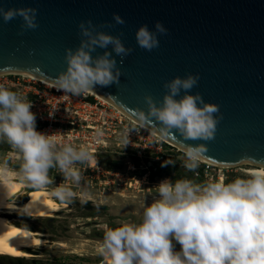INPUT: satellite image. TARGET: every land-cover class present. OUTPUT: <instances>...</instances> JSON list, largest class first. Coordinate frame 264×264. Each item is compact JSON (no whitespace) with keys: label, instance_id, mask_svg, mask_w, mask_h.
<instances>
[{"label":"clouds","instance_id":"9594fccd","mask_svg":"<svg viewBox=\"0 0 264 264\" xmlns=\"http://www.w3.org/2000/svg\"><path fill=\"white\" fill-rule=\"evenodd\" d=\"M17 17L21 20L18 35L38 28L36 8L0 7L4 23ZM113 21L125 24L115 13ZM102 27L114 25L78 22L79 44L65 49L66 67L55 77L57 90L80 96L93 92L96 86L120 83L122 72L113 53L122 65L133 49L125 47L119 35L99 30ZM154 28L150 31L142 24L134 33L137 45L145 51L158 48V36L168 34L160 21ZM97 49L104 51L94 56ZM199 79V74L188 73L165 81L162 99L154 101L145 95L147 112L137 108V119L152 118L161 133L174 129L185 140H213L222 115L217 104L205 102L198 92L190 94ZM31 107L27 97L0 85V140L20 153V171L32 186L52 183L49 170L53 168L79 186L83 179L79 165L86 164L92 155L85 146L57 144L51 135L37 131ZM128 143L125 138L124 146ZM205 152L206 144L187 145L184 167L195 170ZM155 188L156 197L145 204L139 223L126 222L105 232L97 251L110 264H264V170L229 183L223 178L205 184L188 178L164 179ZM57 195L70 199L74 194L70 187H61ZM173 241L179 244V251L174 250Z\"/></svg>","mask_w":264,"mask_h":264},{"label":"water","instance_id":"95a60500","mask_svg":"<svg viewBox=\"0 0 264 264\" xmlns=\"http://www.w3.org/2000/svg\"><path fill=\"white\" fill-rule=\"evenodd\" d=\"M0 7L36 8L38 23L18 35L19 17L0 19L1 76L26 75L56 85L66 67L65 49L79 44L78 22L113 24L99 30L119 35L133 51L122 65L113 53L120 83L96 86L93 94L177 148L206 144L200 160L215 167L264 166V0H0ZM114 13L125 24L115 25ZM156 21L168 34L158 36V48L145 51L134 33L142 24L155 31ZM188 73L200 77L190 94L219 106L222 119L211 141L185 140L174 129L161 133L154 119L136 117L137 108L147 112L145 95L160 101L163 83Z\"/></svg>","mask_w":264,"mask_h":264},{"label":"rangeland","instance_id":"374dc122","mask_svg":"<svg viewBox=\"0 0 264 264\" xmlns=\"http://www.w3.org/2000/svg\"><path fill=\"white\" fill-rule=\"evenodd\" d=\"M9 90L27 99L33 98V94L29 93L32 91L28 92L29 88L15 87ZM172 154V164L163 160L154 166V170L145 174L141 169L131 170L128 165L132 162L128 158L117 155L100 156L97 161L89 160L79 167L83 174L79 186L63 176L58 168L50 169L49 176L53 178V182L43 187L55 191L61 187H70L74 196L64 200L67 207L56 213L54 218L14 217V220L43 233L47 243L29 250L33 255L29 259L0 256V264L95 263L97 260L93 251L99 247L105 232L126 222L139 223L145 204H150L156 197L155 186L164 179L173 181L178 176L174 170L178 162L185 168L184 152ZM201 163L198 162L196 170L203 166ZM21 164L20 153L6 141L0 140V166L21 175ZM247 168L258 166L245 163L226 166L221 172L217 169V173L210 172L196 179L194 170L190 180L196 184H205L223 178L224 183H229L237 177L250 178L243 172ZM173 245L175 251L180 250L178 243L173 241Z\"/></svg>","mask_w":264,"mask_h":264},{"label":"built area","instance_id":"2783aa9c","mask_svg":"<svg viewBox=\"0 0 264 264\" xmlns=\"http://www.w3.org/2000/svg\"><path fill=\"white\" fill-rule=\"evenodd\" d=\"M0 85L7 89L29 88L28 92L33 94V98L28 100L36 117V130L51 135L57 144L85 146L93 160L97 161L103 155L125 157L132 162L128 165L131 170L141 169L145 174L163 160L173 162L172 153L183 152L146 128L132 123L113 106L89 93L72 96L23 75L0 76ZM125 138L129 143L124 146ZM201 164L203 166L195 169L194 173L198 178L210 172L217 173L220 169L211 164Z\"/></svg>","mask_w":264,"mask_h":264},{"label":"bare ground","instance_id":"6f19581e","mask_svg":"<svg viewBox=\"0 0 264 264\" xmlns=\"http://www.w3.org/2000/svg\"><path fill=\"white\" fill-rule=\"evenodd\" d=\"M23 77L40 82L48 87H57L56 85L26 75H23ZM89 94L108 104L92 92ZM129 120L139 125L131 119ZM151 133L170 143L157 134ZM181 150L184 152L183 149ZM199 161L208 164V162ZM259 170H264V166L259 165L258 168H247L243 172L250 176L251 173ZM64 200L57 195V191L45 187L36 188L29 181L25 180L22 174L20 175L0 166V256L26 259L33 257L29 250L46 244L45 235L13 218L22 216L37 219L54 218L56 213L67 207ZM60 245L63 244L61 243ZM97 249L95 248L93 251V255L97 261L92 264H110V261L101 256Z\"/></svg>","mask_w":264,"mask_h":264},{"label":"trees","instance_id":"16d2710c","mask_svg":"<svg viewBox=\"0 0 264 264\" xmlns=\"http://www.w3.org/2000/svg\"><path fill=\"white\" fill-rule=\"evenodd\" d=\"M179 164L175 166V171L177 172V177L173 179V181L177 180V179H182V178H188V179H191L193 178V173H194V170L193 171H189L187 170L186 168H182L180 165H181V162H178ZM197 177H195L196 179Z\"/></svg>","mask_w":264,"mask_h":264},{"label":"flooded vegetation","instance_id":"af4514ba","mask_svg":"<svg viewBox=\"0 0 264 264\" xmlns=\"http://www.w3.org/2000/svg\"><path fill=\"white\" fill-rule=\"evenodd\" d=\"M24 217H28V216H24ZM29 218H31V217H29ZM52 243V242H51Z\"/></svg>","mask_w":264,"mask_h":264}]
</instances>
